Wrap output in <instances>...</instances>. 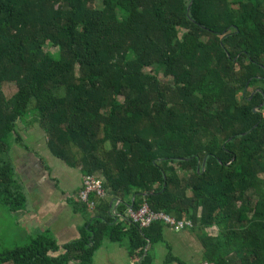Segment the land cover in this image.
I'll return each mask as SVG.
<instances>
[{
    "label": "trees",
    "instance_id": "obj_1",
    "mask_svg": "<svg viewBox=\"0 0 264 264\" xmlns=\"http://www.w3.org/2000/svg\"><path fill=\"white\" fill-rule=\"evenodd\" d=\"M28 113L120 213L146 201L190 219L211 264H264V0H0V204L11 210L26 198L7 153ZM116 219L92 218L63 246L31 237L0 264H92L106 238L149 260L163 223L153 236Z\"/></svg>",
    "mask_w": 264,
    "mask_h": 264
},
{
    "label": "crops",
    "instance_id": "obj_2",
    "mask_svg": "<svg viewBox=\"0 0 264 264\" xmlns=\"http://www.w3.org/2000/svg\"><path fill=\"white\" fill-rule=\"evenodd\" d=\"M12 93L8 95L5 92L7 97H11ZM7 157L14 165L16 180L26 198L20 209L11 210L6 206L13 219L11 232L23 242L46 234L63 246L80 238L82 230L94 217L117 216L116 220L122 223L129 219L127 210L133 207V203L126 212L120 213L121 200L107 194L105 197L91 194L94 208L79 200L85 175L80 167L70 165L52 153L47 133L37 114L28 113L17 121ZM156 231L155 228L149 230L153 236ZM161 232L160 239L148 240L146 253L150 252L149 260L131 257L127 241L115 242L106 238L96 250L92 264H211L205 259V247L196 230L186 228L176 231L163 223ZM205 232L216 236L218 228L208 227ZM160 242L165 244V248L158 250V255L152 250L154 244ZM63 251L62 248L60 252Z\"/></svg>",
    "mask_w": 264,
    "mask_h": 264
},
{
    "label": "built area",
    "instance_id": "obj_3",
    "mask_svg": "<svg viewBox=\"0 0 264 264\" xmlns=\"http://www.w3.org/2000/svg\"><path fill=\"white\" fill-rule=\"evenodd\" d=\"M91 194H96L98 197H105L106 195L102 179L95 174L84 176L83 185L78 194L81 202L85 203L89 208H94L95 201L91 199ZM127 212L129 221L141 228L149 227L154 222H162L176 231L194 226V223L190 219H176L164 211L153 210L146 201L137 208L130 207Z\"/></svg>",
    "mask_w": 264,
    "mask_h": 264
},
{
    "label": "rangeland",
    "instance_id": "obj_4",
    "mask_svg": "<svg viewBox=\"0 0 264 264\" xmlns=\"http://www.w3.org/2000/svg\"><path fill=\"white\" fill-rule=\"evenodd\" d=\"M180 32L182 33V30H180ZM48 49L54 51V48L49 47ZM15 88L16 87L12 84H8L3 87L6 94L8 95H10L15 90ZM6 208L7 207L5 205L0 204V251L25 244L23 240L14 236V234L11 232L13 229V219L10 217L9 211H7ZM164 248V243H155L152 251L155 253L157 252L159 255L160 252H158V250L160 251Z\"/></svg>",
    "mask_w": 264,
    "mask_h": 264
},
{
    "label": "water",
    "instance_id": "obj_5",
    "mask_svg": "<svg viewBox=\"0 0 264 264\" xmlns=\"http://www.w3.org/2000/svg\"><path fill=\"white\" fill-rule=\"evenodd\" d=\"M254 110L256 111V110H257V108H254Z\"/></svg>",
    "mask_w": 264,
    "mask_h": 264
}]
</instances>
